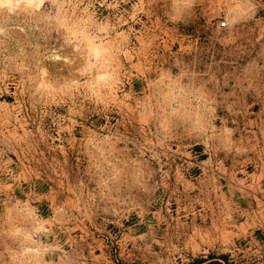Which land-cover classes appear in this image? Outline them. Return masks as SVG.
I'll use <instances>...</instances> for the list:
<instances>
[{
  "label": "rangeland",
  "instance_id": "1",
  "mask_svg": "<svg viewBox=\"0 0 264 264\" xmlns=\"http://www.w3.org/2000/svg\"><path fill=\"white\" fill-rule=\"evenodd\" d=\"M0 264H264V0H0Z\"/></svg>",
  "mask_w": 264,
  "mask_h": 264
},
{
  "label": "built area",
  "instance_id": "2",
  "mask_svg": "<svg viewBox=\"0 0 264 264\" xmlns=\"http://www.w3.org/2000/svg\"><path fill=\"white\" fill-rule=\"evenodd\" d=\"M220 27H224V23L223 22H220Z\"/></svg>",
  "mask_w": 264,
  "mask_h": 264
}]
</instances>
